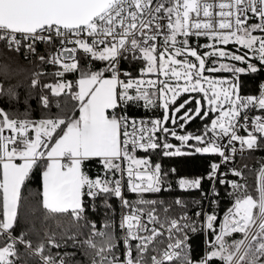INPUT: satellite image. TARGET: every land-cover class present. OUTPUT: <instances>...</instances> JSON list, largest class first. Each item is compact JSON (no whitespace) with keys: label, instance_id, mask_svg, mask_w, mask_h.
I'll return each instance as SVG.
<instances>
[{"label":"snow or ice","instance_id":"obj_1","mask_svg":"<svg viewBox=\"0 0 264 264\" xmlns=\"http://www.w3.org/2000/svg\"><path fill=\"white\" fill-rule=\"evenodd\" d=\"M0 42V105L23 104L0 106V264H264V165L255 197L229 167L238 153L264 148V82L243 95L240 79L264 71V0H0ZM137 61L136 76L121 67ZM33 99L58 114L33 119ZM130 106L163 116H130ZM197 118L207 123L185 131ZM157 149L220 157L206 176L177 181L202 200L159 198L172 191L168 172L135 155ZM91 160L101 166L95 177ZM37 170L41 187L29 193ZM217 183L230 198L222 214ZM98 206L99 226L89 216ZM198 232L206 248L195 257Z\"/></svg>","mask_w":264,"mask_h":264},{"label":"trees","instance_id":"obj_2","mask_svg":"<svg viewBox=\"0 0 264 264\" xmlns=\"http://www.w3.org/2000/svg\"><path fill=\"white\" fill-rule=\"evenodd\" d=\"M207 41L206 38L201 37L199 39V44L203 45ZM196 41H193V46H195ZM229 48L234 50V46L232 44L228 45ZM3 48V43L0 42V49ZM201 52L205 51V49H200ZM24 64H27V61H23ZM95 67H100L101 65L99 63H96L94 65ZM142 66V62H135L132 64H129L128 62L122 63L121 67L127 69L128 71H131L134 76L138 75V69ZM46 71H54L55 69L51 66H45ZM220 74H229V73H220ZM66 79L75 81L78 79L77 75L75 73L67 74ZM241 94L248 95L250 93H255L259 89V85L262 81H264V71H261L258 74H251V75H241ZM48 82H55L54 78L48 77ZM23 89H21V92L23 94ZM63 100L64 98L61 97ZM75 102L71 99L67 100V106L68 108H71ZM32 105V118L33 119H39L43 116L47 115H56L58 114L59 110L56 108H52L51 112H48L46 110H41L40 106L36 102L35 99L31 101ZM0 106H3L5 110L9 112H22L23 111V104L16 105V104H2ZM128 115L130 116H136V115H148V116H161V110L157 108L153 109H145L143 107L137 106L132 107L130 106L128 109ZM203 123H207V121H201L199 118L192 121L190 124H188L185 128V131L195 125H202ZM159 135V134H158ZM142 155H145L147 157L151 158V161L155 163H160L162 165V168L164 171L168 172V181L171 183L172 191L170 192H162L159 194V198L171 201L176 196H180L185 200L189 201H196V200H202L200 190H190V191H181L177 186V181L180 178H196L203 176L206 170L209 167V164L212 160L215 159L214 155H207V154H195V155H183V156H174V157H165L162 154V151L160 149H157L155 151H149V152H141ZM238 165L243 171V178L240 180L241 183H244L248 186L249 191L252 192L253 196H256V188L258 186V173L262 165H264V148L255 150V151H248L247 154L241 155L238 157ZM246 165V167H245ZM86 171L90 176L95 177L98 173L101 172V166L98 161L91 160L88 161L85 165ZM171 169H175V172L173 173ZM206 184V181L204 180L202 182L201 186H204ZM41 187L40 179H39V170L36 171L35 176L33 180L29 183L27 191L29 193H35L37 189ZM226 188H223L220 194V212H222L227 205L230 203V198L225 195ZM126 195L130 200L135 199V196L131 193H127L125 190ZM155 198V197H153ZM38 199V198H36ZM30 200H32V197H30ZM113 206L116 208L117 212V218L119 217L120 213V202L117 199H112L110 201ZM97 204H100V201H97ZM191 212L194 213L196 211V207L190 205ZM37 216H41L42 212H37ZM90 219L95 220L97 223V226L100 225L104 218V209L102 207L97 208L95 212L89 213ZM66 222V221H65ZM25 227H27V224L25 222H21V226L18 227L15 231L18 235L20 231H22ZM36 229L37 231H40V234L43 235L42 227L39 222V220H36ZM31 239H33L34 243L36 242V236L34 234L30 235ZM240 234H234L232 239H239ZM193 249V255L195 257H198L202 252V234L196 233L191 236L190 241ZM69 251H72L73 249H68ZM21 251L23 252V248L21 247ZM55 251V250H53ZM77 258H80L79 256ZM39 260L37 257H33L29 260V264H38Z\"/></svg>","mask_w":264,"mask_h":264},{"label":"built area","instance_id":"obj_3","mask_svg":"<svg viewBox=\"0 0 264 264\" xmlns=\"http://www.w3.org/2000/svg\"><path fill=\"white\" fill-rule=\"evenodd\" d=\"M44 45H40L39 46V48H40V50L41 51H43L44 50ZM262 82H264V81H262ZM261 82V83H262ZM260 83V84H261ZM259 93V89H258V91L257 92H255V93H250V94H248V95H257ZM253 114H259V113H253ZM134 117H137V118H145V119H147V118H158V117H156V116H148V115H136V116H134ZM204 124V123H203ZM203 124L202 125H195V126H193V127H191V128H189V129H187L186 131H190V132H198V130H200V129H202V126H203ZM240 134H242V135H246V133H244L243 132V130H241V132H240ZM237 147H239V145H237ZM141 152H142V150H138L136 153H135V155L138 157V158H144V157H147V156H145V155H142L141 154ZM247 152L248 151H245L243 154H237V156H236V159H235V161H234V163H232V164H230L229 165V167H236V168H239L241 171H242V169L239 167V165H238V157L239 156H241V155H245V154H247ZM220 160V157H215V159L214 160H212L211 162H213V161H219ZM210 162V163H211ZM153 163V162H152ZM154 164V163H153ZM210 165V164H209ZM222 170L223 171H227V168H224V167H222ZM210 171V168L208 167V169L206 170V172L204 173V175L203 176H206L207 175V173ZM243 172V171H242ZM227 179H230V180H236V179H240V178H237V177H235V176H232L231 174H229V176L227 177ZM206 181V184L204 185V186H201L202 187V189H203V191L204 192H206V193H210L211 192V182L210 181H208V180H205ZM217 188L220 190V194H221V191H222V189L223 188H226V186H221V185H219V183H217ZM200 194H201V192H200ZM255 197V196H254ZM214 197H209V199H204L203 200V205H204V207H205V209H207V210H211V205H210V203H209V200L210 199H213ZM203 199V198H202ZM230 204V203H229ZM229 204L227 205V206H229ZM224 211V210H223ZM223 211L221 212V214L223 213ZM201 219H203V217H201ZM202 234V252H201V254L198 256V257H200L201 255H203L204 254V251H205V248H206V244H205V236H204V234L203 233H201ZM38 258V260H39V257H37ZM38 264H40V261L38 262Z\"/></svg>","mask_w":264,"mask_h":264},{"label":"rangeland","instance_id":"obj_4","mask_svg":"<svg viewBox=\"0 0 264 264\" xmlns=\"http://www.w3.org/2000/svg\"><path fill=\"white\" fill-rule=\"evenodd\" d=\"M205 43H209V41L207 40ZM204 43V44H205ZM227 48L228 49H231V48H229L228 46H227ZM205 51H206V49H205ZM207 74V73H206ZM209 75H214V76H225V77H227V76H230V74H220V73H215V74H209ZM182 99H183V97H182ZM178 103H179V101H178ZM193 107L195 106V102H193V105H192ZM160 109V108H159ZM161 110V109H160ZM163 116V111L161 110V116L160 117H162ZM182 134V133H181ZM169 142L170 143H172V144H174V145H179L180 144V142L179 141H177V140H175L174 138H172V139H169Z\"/></svg>","mask_w":264,"mask_h":264}]
</instances>
